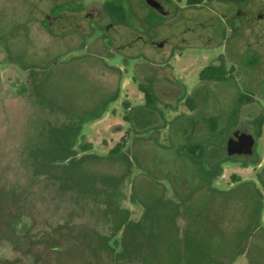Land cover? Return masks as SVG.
<instances>
[{
  "label": "rangeland",
  "instance_id": "rangeland-1",
  "mask_svg": "<svg viewBox=\"0 0 264 264\" xmlns=\"http://www.w3.org/2000/svg\"><path fill=\"white\" fill-rule=\"evenodd\" d=\"M57 1L0 0V52L7 55H0V96L8 104L4 111L10 114L13 128L17 131L23 125L24 130L17 131L24 135L21 137L16 133L3 141L0 136V264H103L112 252L107 246L113 248L115 242L110 235L105 246L98 231L104 234L118 216L115 211H110L105 220L93 216L87 202L96 197L97 182L105 195L111 194L115 177L124 180L127 198L122 205L134 210V219L145 211L148 232H137L121 240L125 246L115 251L126 264H219V255L226 246L239 249L247 241L248 254L253 261L257 260L256 254L264 251V185L259 180L264 179V122L260 136H256L253 121L264 116V93L252 87L264 76V0L240 1L241 15L233 13V5L221 14L211 11L206 15L168 18L157 28L135 24L127 15H114L134 27L124 40L129 45L122 48L120 42L106 59L109 64L122 67V58L126 56L125 77L118 92L126 101L124 105L111 93L104 97L105 91L113 90L119 80L115 68L102 70V65L90 61L96 72L81 69L80 59L70 57L80 55L83 49L60 52L63 44L73 45L77 40L70 34H48L44 30L47 18L42 11ZM85 1L55 3L49 11L77 10ZM112 2L124 4L120 0ZM131 2L138 11L144 10L138 0ZM167 33L175 44L171 49L148 44ZM143 45V54H136ZM219 61L227 68L234 65L232 75L221 81H202L200 69ZM7 62H14L17 71H4ZM138 63L141 79L135 77ZM151 66H167L168 73L160 79L149 71ZM26 75L32 91L42 94L49 107L63 111L78 123L77 141L81 134L85 135L92 142L91 152L106 156L110 146L127 131L123 151L131 160L128 170L119 160L98 156L91 163L85 158L70 167L58 154L42 153V158H34L37 142L30 137V123L22 121L26 115L4 90L8 83L20 81ZM37 77L42 88L33 87ZM148 77L158 98L145 104L138 81L146 80L151 85ZM10 89L16 93L18 86L11 85ZM243 93L250 95L251 100L238 105L236 98ZM186 96L194 97L195 109L190 110L179 101ZM174 103L178 104L174 107ZM235 129L254 134L255 144L249 154L227 157L225 141ZM63 137V130H57L53 144ZM189 141H200V150L189 152L184 146ZM4 146L15 151L5 153ZM29 150L31 156L26 152ZM180 154L196 159V164L175 157ZM217 168L221 171L215 174ZM174 175L194 179L189 193L195 195L190 202L199 203L195 207L199 214L192 219L198 221L184 229L165 219L167 208L174 212L170 181ZM245 182L260 197L258 211H252ZM239 184L241 189L233 192ZM35 187L46 188L48 194ZM209 187L227 195L213 194ZM131 192L139 198L131 199ZM158 195L160 201L155 203ZM203 203L224 206L225 210L219 211L225 216L221 227L215 225V212L207 207L203 210ZM245 220L250 224L246 233L250 238L244 234L236 244L229 243L235 237V225ZM126 228L132 230L128 224ZM15 231L23 232L17 235ZM259 261L263 264V260Z\"/></svg>",
  "mask_w": 264,
  "mask_h": 264
},
{
  "label": "flooded vegetation",
  "instance_id": "flooded-vegetation-1",
  "mask_svg": "<svg viewBox=\"0 0 264 264\" xmlns=\"http://www.w3.org/2000/svg\"><path fill=\"white\" fill-rule=\"evenodd\" d=\"M68 0H58L57 2H53L51 5L48 4V9L45 11H42V15H44L47 19L45 20V25L43 26L44 30L48 34H57V33H63L64 36L67 34H70L73 36L77 42L75 44H63L62 49H60V52L68 51L73 48H80L83 49L82 53L77 56H71L70 58H79L81 61V69L86 68L87 70L91 71L90 61L94 62L95 64L98 63L102 65V70H105L107 68H115L118 73V82L116 87L113 90H110L109 92L105 91L104 97H108L109 93H111L112 97L115 98L119 103L125 104L126 101L124 98H120L118 96L119 90L122 88L120 87L121 82L123 81L125 77V71H124V60L125 57L122 58L123 63L122 67L109 64L106 60L109 58L116 47L119 46V43L121 42V47L128 46L129 42L124 41L125 38H127L128 34L131 32L133 33L134 27L129 25L126 20L123 18H115L114 15H119V17L124 16H130L133 21H135V24L148 26L149 28H157L159 25L164 23L168 18H177V17H183V15H206L208 12L214 11L218 12L219 14L223 13L225 9L230 8L234 5L233 10H235L233 13L235 15H241L242 14V7L240 4L242 2L238 0H195V2H188V0H156L159 2V5L157 7H153L149 5L146 0H138L141 5L143 6L144 10L138 11L134 5H132L131 0H120L123 1V6L125 7V11L122 13L119 12H112L108 10L105 7V3L108 1H114V0H105V1H98V0H87L84 2V6L77 10H71V11H64L59 10L56 12H50V10L53 8L55 3H63ZM247 0H244V2ZM254 1V0H252ZM240 2V3H239ZM153 15L156 21L148 25L146 24V20L149 16ZM262 15V14H261ZM99 29L97 32L96 30ZM95 31L97 33H95ZM67 32V33H66ZM73 34V35H72ZM138 38H141L140 34L135 35ZM88 38V39H87ZM172 36L167 33L165 34L159 41H149V45L154 44L158 47H164L168 46L170 49L173 44L172 42ZM124 42V43H122ZM142 42L144 43L145 40L143 39ZM161 43V45H159ZM93 45H97V49H93ZM145 46H139V50L137 51V54H143L142 48ZM256 51V50H255ZM257 54L261 57L262 55L259 53V51H256ZM260 63V62H259ZM259 63H255V65H258ZM86 64V65H85ZM140 63L136 64L134 71L136 72V76L138 79H141L140 76L137 74V71L140 69L139 66ZM151 73H153L156 77L164 78L168 73L167 66H151V70H149ZM92 72H96L92 70ZM79 73V72H78ZM92 73V74H93ZM151 82L149 80V77L147 79V82ZM146 83L145 81H138L139 83ZM151 84H153L151 82ZM173 89L175 87L170 86ZM254 91L256 92H263L264 93V76H262L261 80L258 84L255 85ZM155 92L156 89L154 88ZM143 94V93H142ZM156 95L158 97V93L156 92ZM103 97V98H104ZM237 130V129H235ZM239 131H245L249 132L244 129H238ZM233 133V132H232ZM232 133L229 135L231 136ZM251 133V132H249ZM252 134V133H251ZM228 136V137H229ZM255 137V135L253 134ZM191 142H187L184 146L186 147ZM254 147V146H253ZM178 159L184 160L186 163L189 164H196V161H193L192 158H190L187 154H180L175 156ZM218 169V168H217ZM201 173V172H200ZM217 173V170L215 171V174ZM172 176V175H171ZM178 175H174L170 178L171 181V188L173 190V197L172 200L174 208V212H172V223L177 228L184 229V226H190L191 224L196 223L198 220H192L193 217H197L199 214V210L195 207L199 205V203H191L190 200L194 197L193 194L189 193V191L192 188L193 181L191 178H180L177 177ZM260 182L264 185V179L259 177ZM243 183V182H242ZM241 183V184H242ZM241 184L237 185L235 188H233V192L241 189ZM246 187H248V196L252 199V204L250 205L253 208V212L259 210V196L256 194L246 182ZM209 185V184H206ZM205 186V185H204ZM209 190L212 191L213 194L220 195L222 197H225L227 193L221 192L218 188L209 187ZM232 192V191H231ZM210 195V194H208ZM206 195V197L208 196ZM205 197V200H206ZM203 200V202L205 201ZM208 202V199L206 200ZM205 201V202H206ZM256 202V203H255ZM203 210L205 207L208 211L215 212L214 215H216V222L215 225L217 228L221 227L220 224L223 225L224 222V212L219 214V211L225 210L222 209L224 206L221 205H214L211 203H203ZM249 206V205H247ZM128 207V206H127ZM130 207V206H129ZM128 207V208H129ZM131 211V216L134 215V210L129 208ZM198 212V213H196ZM217 213L219 218H217ZM141 212L138 216H140ZM209 215V212H208ZM219 219V220H218ZM246 219V218H245ZM247 220V219H246ZM241 222L235 226V237L232 238V242L229 243H237V238L239 236L246 234L249 229V222L247 221ZM195 221V222H194ZM182 223L181 226L179 224ZM214 225V226H215ZM216 228V227H215ZM249 234V233H248ZM247 238V234H246ZM250 236L247 238L249 239ZM231 247V246H230ZM229 246H226L224 249L225 252L219 255V259L221 260V263L224 264V262H227L226 264H260L261 262L259 260H263L264 264V251L258 252L256 254L257 260L252 258V255L248 254V241L240 246L239 249H237V246L235 248H230ZM256 260V261H255ZM259 261V262H258ZM220 263V264H221Z\"/></svg>",
  "mask_w": 264,
  "mask_h": 264
},
{
  "label": "trees",
  "instance_id": "trees-1",
  "mask_svg": "<svg viewBox=\"0 0 264 264\" xmlns=\"http://www.w3.org/2000/svg\"><path fill=\"white\" fill-rule=\"evenodd\" d=\"M191 1L195 2V0H188V2H191ZM239 1H244V0H239ZM105 7L112 12L122 13L126 10L123 5L121 6L116 5L112 1L106 2ZM155 21L156 19L154 18L153 15H151L147 18L146 24L148 25L149 23H152V22L154 23ZM3 53L7 57L4 51H1L0 55H2ZM1 61H3V59L0 58V62ZM7 63H5L4 71L10 70V69H14L17 71V69L14 68V62H7ZM234 69L235 67L233 64L230 65L229 68H227V66L222 61L210 63L200 69L199 78L202 81H221V80L229 78L232 75ZM11 85L18 86V89H16V93L10 89ZM30 86H32V84L30 82V79L28 78V75H26L25 78L21 79L20 81L17 80V82L15 83H8L6 86V89L4 88V90L6 92H9L8 94L15 98V105L17 104V107H20V109H22L23 111V114L26 115V118H22V121H27L30 123L29 124L30 125L29 131L31 134L30 137L33 138L34 141L37 142V144L35 145L36 155L34 156V158L35 157L42 158L41 156L42 153L48 156L58 154L62 157L63 160H65V163L68 164V167H70L71 163L76 164L77 166L81 160L85 161L83 160L85 158L87 159L86 162L89 161L91 163V161L93 160V157L98 156L101 158H108L110 160H119V162H122L125 165V169L128 170V168L131 166L130 164L131 160H129L128 153L126 151H123V148L126 146V143H127V138H126L127 131H125L121 135L118 141H116L112 146H110V148L107 151L106 156L99 155L95 152L93 153L91 152V149L93 148L92 142L87 140L85 135L81 134L80 141L79 142L77 141V135L79 133L78 123L73 121L70 118V116H67L63 111L57 110L56 108H53V107H49L48 102L44 98V96L42 94H40L41 95L40 96L39 93L32 91ZM33 87L42 88L41 83L38 80V77ZM138 89L143 93L145 104L153 103L155 98H158L154 90V86L152 84L150 85L146 83H139ZM184 92H186L185 89H184ZM3 98L4 97H2L1 95L0 96V112L4 111V109H8V104H6V102H3ZM250 100H251V96L245 93L238 94L236 98V102L238 105L249 102ZM179 101H183L184 105L188 107L190 110H193V108L195 109L196 107V101L194 97L192 96L183 97ZM177 104L178 103H174L173 106L175 107ZM9 115L10 114H7L6 111H4V113L2 112V117H0V136L3 141H5L6 138L7 139L12 138L14 134L18 133L17 131H24L23 125L20 126L21 129H18L17 131L15 128H13V126L11 125V121L9 120ZM253 122L255 125V132H256L255 134L256 136H260L262 124L264 122V116L263 115L258 116V118H256V120H254ZM57 130H60V131L63 130L64 137L61 141L59 142L56 141L54 145L52 141H53V138L55 137V134L57 133ZM18 135L21 137L22 133L21 135L18 133ZM25 135H26L25 136L26 138L27 135H29L28 132L25 133ZM200 143H201L200 141L191 142L185 148H187L189 152L194 154L196 151L200 150ZM44 146H46V148ZM3 149L5 153L7 152L12 153V151H15L14 149H10V148L6 149L5 146ZM22 150L24 149L22 148ZM26 152H28L27 153L28 155L31 154L30 150ZM226 156L230 157L232 155L226 154ZM192 159L193 161H197L194 158ZM54 171H57V170L54 168ZM220 171L221 169L219 168L217 170V173H220ZM120 178L121 179H119V177L114 178L111 194H108V195H105V193H103V190L101 189V186H102L101 183L97 182L96 183V186H97L96 187V193H97L96 197L91 198V199L89 198V201L87 202L90 207L91 215L93 216L97 215L98 217H102V220H105L104 218L110 217L109 216L110 211H115L114 215L118 216V219L115 220V223L113 224L112 222L111 226H109L108 230H106L104 234H99V231H98V237L102 241V244H104L105 246H107L105 240L110 235L114 236L113 238L115 242V245H114L115 247L110 248L109 246H107L108 250L112 249V252H110L109 254L110 256L107 260L103 261V258H101V261L104 262L103 264H126L124 261H122L121 257L119 256V253L115 251L121 245L125 246L124 244L125 241H121V240H123L125 236L133 237L134 234L137 232H139V234H142V235L148 234V232L145 231V222H146L144 220L145 211L143 210L140 216L134 219L131 216L130 209L127 206L122 205V201H124V199H126L127 197L125 195L126 194L125 189H123L125 186L124 180H122V177ZM44 187H35V188L36 190H39L40 192L48 194L47 189ZM98 187L99 189H97ZM159 193L160 192H156L155 194L157 195ZM130 196H131L130 197L131 199L139 198V196L138 195L136 196L133 192L130 193ZM159 201H160L159 195L158 197L155 196V203H158ZM113 207L114 209L110 210ZM166 211H167V214L165 215V219L172 220V213L170 212L169 208H167ZM93 220H96V219H93ZM127 224L132 228L131 231H129L128 228H126ZM22 232L23 231H21L20 233H17L15 231L14 233L18 235V234H21ZM141 245L142 247L145 248L144 244L141 243ZM218 263L219 264L221 263L220 259ZM226 263L227 262H224V264Z\"/></svg>",
  "mask_w": 264,
  "mask_h": 264
},
{
  "label": "water",
  "instance_id": "water-1",
  "mask_svg": "<svg viewBox=\"0 0 264 264\" xmlns=\"http://www.w3.org/2000/svg\"><path fill=\"white\" fill-rule=\"evenodd\" d=\"M146 2L153 7L159 5V2L156 0H146ZM159 45H161V43ZM254 144L255 137L253 134L237 129L233 131L231 136L227 137L225 141V151L227 155L249 154L252 152Z\"/></svg>",
  "mask_w": 264,
  "mask_h": 264
},
{
  "label": "crops",
  "instance_id": "crops-1",
  "mask_svg": "<svg viewBox=\"0 0 264 264\" xmlns=\"http://www.w3.org/2000/svg\"><path fill=\"white\" fill-rule=\"evenodd\" d=\"M190 142H195V141H190Z\"/></svg>",
  "mask_w": 264,
  "mask_h": 264
}]
</instances>
